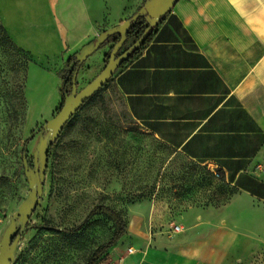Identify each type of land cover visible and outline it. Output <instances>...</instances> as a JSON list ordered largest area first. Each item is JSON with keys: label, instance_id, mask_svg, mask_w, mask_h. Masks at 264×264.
Here are the masks:
<instances>
[{"label": "crops", "instance_id": "crops-1", "mask_svg": "<svg viewBox=\"0 0 264 264\" xmlns=\"http://www.w3.org/2000/svg\"><path fill=\"white\" fill-rule=\"evenodd\" d=\"M146 1L63 0L61 13L60 0H0V18L19 47L63 61ZM113 84L145 133L237 194L221 209L134 215L107 262L264 264V0H180Z\"/></svg>", "mask_w": 264, "mask_h": 264}, {"label": "rangeland", "instance_id": "rangeland-1", "mask_svg": "<svg viewBox=\"0 0 264 264\" xmlns=\"http://www.w3.org/2000/svg\"><path fill=\"white\" fill-rule=\"evenodd\" d=\"M63 3L60 0L61 13ZM132 44L126 42L119 55ZM114 46L105 45L82 65L78 92L105 69ZM77 54L63 61L40 60L11 39L0 18V248L29 196L24 155L34 168L39 140L48 134L44 127L71 94L67 71ZM114 77L49 147L44 193L10 264H88L114 233L107 216L87 221L98 205L119 213L128 230L135 224L134 215L145 219L166 210L176 218L190 208L221 209L237 194L220 180L218 170L145 133L130 116ZM144 225L150 228L149 223ZM74 228L81 229L66 232ZM113 250L96 264H119L107 262Z\"/></svg>", "mask_w": 264, "mask_h": 264}, {"label": "water", "instance_id": "water-1", "mask_svg": "<svg viewBox=\"0 0 264 264\" xmlns=\"http://www.w3.org/2000/svg\"><path fill=\"white\" fill-rule=\"evenodd\" d=\"M179 1L180 0H147L140 10L130 19L101 33L94 43L76 55V64L78 67L72 78L71 94H66L64 106L59 114L46 123L44 128L48 131V134L41 137L39 140L37 150L34 153V168L29 167L27 155H24L25 175L29 182L30 192L28 198L22 203L18 212L15 213L13 217L15 221L8 229L5 239L1 242L0 264H10L22 235L28 228L30 220L40 204L46 182L49 147L58 140L65 126L80 108L114 77L116 71L124 62L128 61L136 50L143 47L148 34L162 22ZM142 17L146 19L148 25L144 37L134 43L125 53L119 55L120 50L128 40L130 28ZM116 35L120 36V40L113 47L109 62L105 69L89 85L78 92L77 77L82 65L89 57L100 50L110 37ZM73 68L74 66H72L70 70L72 71Z\"/></svg>", "mask_w": 264, "mask_h": 264}, {"label": "trees", "instance_id": "trees-1", "mask_svg": "<svg viewBox=\"0 0 264 264\" xmlns=\"http://www.w3.org/2000/svg\"><path fill=\"white\" fill-rule=\"evenodd\" d=\"M159 26V25H158ZM156 26L149 34L148 37L145 39L143 47L139 50H136L129 58L128 61H126L125 65L133 58L139 56V54L141 53V51L143 50V48L149 43V41L151 40V36L153 35V33L155 32V30L157 29ZM148 28V25L146 23V19L145 18H139L137 20V22L130 28V31L128 33V41H133V44L136 43L139 39L144 37V33L146 31V29ZM120 40V36L116 35V36H112L110 37V39L103 45V47L107 44L110 43H118V41ZM132 44V45H133ZM72 60V59H71ZM77 63L76 61V56L73 57V62L70 64L69 66V70L67 71L68 76L71 78H73L74 72L77 69V65L75 66V69L73 71H70V67ZM69 78V80H70ZM90 100V99H89ZM88 100V101H89ZM87 101V102H88ZM86 102V103H87ZM81 109V108H80ZM72 120V119H71ZM70 120V121H71ZM69 121V122H70ZM68 122V123H69ZM219 174L221 175V181H226L225 177L223 175V173L221 171H219ZM227 182V181H226ZM227 184L229 186H231L228 182ZM233 189L235 187H232ZM98 215H104L109 217V219L114 223V233L111 237V239L102 247H100L99 249L96 250V252L93 254V256L90 258L88 264H96L111 248L115 247L116 245H118V243L122 240V238L127 234V228H126V222L124 221L123 217L117 213L116 211H114L113 209H111L110 207L107 206H103V205H98L96 207H94V209L90 212L87 221L90 220L91 218H93L94 216H98ZM81 228H74V229H67L66 232L69 234H76V232H78ZM29 230V227L25 230V232H27Z\"/></svg>", "mask_w": 264, "mask_h": 264}, {"label": "built area", "instance_id": "built-area-1", "mask_svg": "<svg viewBox=\"0 0 264 264\" xmlns=\"http://www.w3.org/2000/svg\"><path fill=\"white\" fill-rule=\"evenodd\" d=\"M181 231V227L180 226H175L174 227V232H180ZM128 252L131 254V253H134V250L132 249V248H130L129 250H128Z\"/></svg>", "mask_w": 264, "mask_h": 264}, {"label": "flooded vegetation", "instance_id": "flooded-vegetation-1", "mask_svg": "<svg viewBox=\"0 0 264 264\" xmlns=\"http://www.w3.org/2000/svg\"><path fill=\"white\" fill-rule=\"evenodd\" d=\"M125 63H126V62H125ZM125 63H124V64H125ZM124 64H123V65H124ZM76 65H77L76 63L72 65V66H74L73 70L75 69V66H76ZM123 65H122V67H123ZM72 66H71V67H72ZM71 67H70V68H71ZM73 70H72V71H73ZM70 71H71V70H70Z\"/></svg>", "mask_w": 264, "mask_h": 264}]
</instances>
